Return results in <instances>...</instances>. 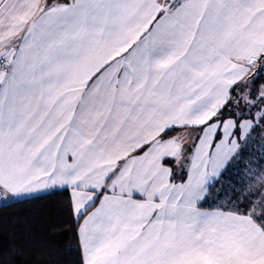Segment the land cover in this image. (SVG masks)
<instances>
[{"label":"snow or ice","instance_id":"1","mask_svg":"<svg viewBox=\"0 0 264 264\" xmlns=\"http://www.w3.org/2000/svg\"><path fill=\"white\" fill-rule=\"evenodd\" d=\"M57 196L69 264H264V0H0V201Z\"/></svg>","mask_w":264,"mask_h":264},{"label":"trees","instance_id":"2","mask_svg":"<svg viewBox=\"0 0 264 264\" xmlns=\"http://www.w3.org/2000/svg\"><path fill=\"white\" fill-rule=\"evenodd\" d=\"M228 176L224 178L227 182ZM235 178V177H232ZM65 197H48L28 204L0 207V261L3 264H69L76 258L75 251H67L74 246V233L67 230L70 223L64 206ZM31 233L36 240L48 241L42 246H31L24 255L11 252L13 234L28 240ZM27 247V246H26ZM43 247V251L39 248Z\"/></svg>","mask_w":264,"mask_h":264},{"label":"built area","instance_id":"3","mask_svg":"<svg viewBox=\"0 0 264 264\" xmlns=\"http://www.w3.org/2000/svg\"><path fill=\"white\" fill-rule=\"evenodd\" d=\"M1 206H4V204H3V202H2V201H0V207H1Z\"/></svg>","mask_w":264,"mask_h":264}]
</instances>
